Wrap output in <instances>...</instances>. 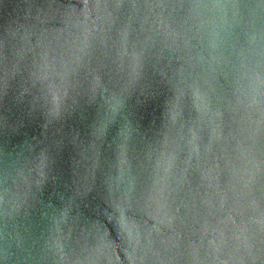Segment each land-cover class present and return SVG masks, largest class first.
<instances>
[{"label": "water", "instance_id": "95a60500", "mask_svg": "<svg viewBox=\"0 0 264 264\" xmlns=\"http://www.w3.org/2000/svg\"><path fill=\"white\" fill-rule=\"evenodd\" d=\"M0 264H264V0H0Z\"/></svg>", "mask_w": 264, "mask_h": 264}]
</instances>
